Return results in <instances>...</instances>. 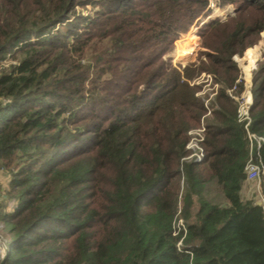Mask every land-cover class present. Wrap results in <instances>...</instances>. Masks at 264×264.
I'll use <instances>...</instances> for the list:
<instances>
[{
    "label": "trees",
    "instance_id": "trees-1",
    "mask_svg": "<svg viewBox=\"0 0 264 264\" xmlns=\"http://www.w3.org/2000/svg\"><path fill=\"white\" fill-rule=\"evenodd\" d=\"M214 1L234 15L201 25L204 60L180 67L164 56L210 0H0V263L264 264V213L242 194L250 158L264 167V61L247 127L224 91L264 0ZM201 73L222 87L208 107ZM201 126L203 160H186Z\"/></svg>",
    "mask_w": 264,
    "mask_h": 264
},
{
    "label": "rangeland",
    "instance_id": "rangeland-1",
    "mask_svg": "<svg viewBox=\"0 0 264 264\" xmlns=\"http://www.w3.org/2000/svg\"><path fill=\"white\" fill-rule=\"evenodd\" d=\"M209 8H210L209 16H207L205 18L204 17L198 18L193 23V25H191V27L189 28V30L187 32H185L179 36V38L174 42V45L171 47L169 52L164 56V59L169 60L173 66L180 65V67H185V66H188L192 63H196L197 60H201V59L204 60V56H202L201 54L205 50V48L203 47L205 39H202L200 34H199L201 25H203L204 23L208 22L211 19H219L221 22L228 21V19L234 15L235 6L231 5V4H226L222 7H218L214 0H210ZM92 12H93V7H91V6L77 7L76 8V14L80 13L83 16L92 15ZM232 12H233V14L231 15ZM72 19L73 18H71V20ZM60 28H61V26H60ZM208 36H209V34H208ZM208 38L206 39V44H208V42L212 43L213 41H211V37L209 39ZM188 40H191L192 44L188 43ZM181 48L189 49V51H190L188 56L183 58L182 60L178 59V56H177L178 51ZM254 51H256L257 56H255ZM256 58H257V60H259L257 65L264 61V31L260 34V36H259V38L255 44L246 48L241 55H234L231 58L232 63L237 70L236 79L241 74V69L243 68L242 65H244L242 62L244 60L248 59V61H249L248 67H251V66H253ZM10 64H13V61L7 59L6 61H4L2 63V66H8ZM237 64H239L240 66L238 67ZM257 65H256V69H257ZM256 69L253 71V74L256 71ZM190 84L196 85L199 87V89H198L199 91L196 93V95L199 97H202L204 99V105L206 107H208L209 101H211L215 98L219 89L222 88L221 85L215 81V78L212 76V74H206V73H201L199 77L192 79L190 81ZM230 88H224V91L230 90ZM255 97H256V94H255ZM194 131L195 130H193L192 132H194ZM192 138H194V135L189 134L188 143L190 142V140ZM188 143H187V145H188ZM186 148H187V146H186ZM191 153L192 152L190 151L189 155L185 158L186 160L187 159L190 160ZM8 181H9V175L7 174V172L5 170L0 169V202L3 204H5L4 196L8 192L7 191ZM249 183H252V185H251L252 195L248 196V198L251 197L256 202H259V195L257 193H255L257 181H254V183L253 182H249ZM254 185H255V188H254ZM5 235H6V231H4L2 229V226L0 225V254H2L3 249H4L5 241L3 239V236H5Z\"/></svg>",
    "mask_w": 264,
    "mask_h": 264
},
{
    "label": "built area",
    "instance_id": "built-area-1",
    "mask_svg": "<svg viewBox=\"0 0 264 264\" xmlns=\"http://www.w3.org/2000/svg\"><path fill=\"white\" fill-rule=\"evenodd\" d=\"M255 56H257L256 51H254ZM259 55V54H258ZM259 60H255L253 66L248 67L249 61L244 60L242 63L244 65L241 69V74L238 76L236 81L230 90H226L225 93L236 103V116L237 120L244 123L247 127L251 121L250 119V108L252 107L255 99V94L253 93V83L252 76L253 71L256 69V65ZM261 61V60H260ZM239 67L240 65L237 64ZM204 127L201 126L194 132L190 131L189 134L194 135V138L190 140L187 145V149L192 153L190 159L195 162H201L203 160V149L200 146L203 140ZM250 141H254L257 148L264 145V140L260 137H255L249 135ZM246 182L257 181L256 192L259 195V203L264 213V167L262 166L259 159L250 158L245 166ZM6 249L4 246L2 254H0V259L5 257Z\"/></svg>",
    "mask_w": 264,
    "mask_h": 264
},
{
    "label": "crops",
    "instance_id": "crops-1",
    "mask_svg": "<svg viewBox=\"0 0 264 264\" xmlns=\"http://www.w3.org/2000/svg\"><path fill=\"white\" fill-rule=\"evenodd\" d=\"M251 185H252V183L247 182L243 191H242V194L244 195V197L246 196L245 198H248V196L252 195ZM256 187H257V184H256ZM254 188H255V185H254ZM255 193H257L256 190H255ZM249 198H251V197H249Z\"/></svg>",
    "mask_w": 264,
    "mask_h": 264
},
{
    "label": "bare ground",
    "instance_id": "bare-ground-1",
    "mask_svg": "<svg viewBox=\"0 0 264 264\" xmlns=\"http://www.w3.org/2000/svg\"><path fill=\"white\" fill-rule=\"evenodd\" d=\"M188 43H190V44H192V41L191 40H188ZM253 51V50H252ZM189 49H183V48H181L179 51H178V54H177V56H178V59H180V60H182L183 58H185V57H187L188 56V54H189ZM250 53V52H249ZM248 53V54H249ZM247 54V55H248Z\"/></svg>",
    "mask_w": 264,
    "mask_h": 264
},
{
    "label": "water",
    "instance_id": "water-1",
    "mask_svg": "<svg viewBox=\"0 0 264 264\" xmlns=\"http://www.w3.org/2000/svg\"><path fill=\"white\" fill-rule=\"evenodd\" d=\"M233 14V12L231 13V15ZM256 205L257 206H260V203L259 202H256ZM2 261H3V259H2ZM1 261V263L0 264H3V262Z\"/></svg>",
    "mask_w": 264,
    "mask_h": 264
}]
</instances>
